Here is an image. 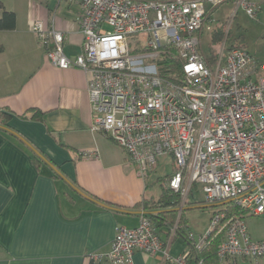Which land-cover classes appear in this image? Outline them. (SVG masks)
I'll return each instance as SVG.
<instances>
[{
    "label": "built area",
    "instance_id": "1",
    "mask_svg": "<svg viewBox=\"0 0 264 264\" xmlns=\"http://www.w3.org/2000/svg\"><path fill=\"white\" fill-rule=\"evenodd\" d=\"M62 1L81 8L78 56L67 58L63 34L43 21L33 20L30 31L51 66L87 75L91 130L119 146L142 178L164 157L175 167L171 191L185 197L198 186L209 204L230 202L246 217H264V64L223 47L210 63L200 44L228 0ZM238 6L248 16L257 10L245 0ZM166 58L178 64L170 78L161 75ZM226 214L215 211L204 235L188 233L191 246L200 251L220 236V262L263 259L264 239L252 241L245 218ZM136 252L188 264L189 252L169 256L145 214L136 228L115 229L108 253L86 259L133 264Z\"/></svg>",
    "mask_w": 264,
    "mask_h": 264
},
{
    "label": "crops",
    "instance_id": "2",
    "mask_svg": "<svg viewBox=\"0 0 264 264\" xmlns=\"http://www.w3.org/2000/svg\"><path fill=\"white\" fill-rule=\"evenodd\" d=\"M0 1L15 15V28L0 32V264H109L86 257L108 253L118 226H138L147 213L137 205L160 195L148 196L152 173L142 178L119 146L91 130L87 75L51 66L30 31L37 19L55 28L73 59L82 44L79 4ZM188 209L179 207L173 225L154 224L171 257L189 251L183 236L194 233L185 217L179 223ZM245 223L252 241L264 239V217ZM220 263L264 264V258ZM133 264H163V256L136 252Z\"/></svg>",
    "mask_w": 264,
    "mask_h": 264
},
{
    "label": "rangeland",
    "instance_id": "3",
    "mask_svg": "<svg viewBox=\"0 0 264 264\" xmlns=\"http://www.w3.org/2000/svg\"><path fill=\"white\" fill-rule=\"evenodd\" d=\"M245 1L248 3L249 1L260 3L259 6L251 3L257 7L253 16H248L242 7L235 5L237 0H228L216 9L213 16L215 25L210 28V31L203 30L204 32L200 36L201 50L206 58H208L207 53L209 51H212L215 56L216 52L222 47L228 50L231 48H241L239 46L242 45V48L250 53L258 63L264 64V3H261V0ZM218 27L224 30L225 36L220 43L213 44L211 36L214 29ZM171 168L170 159L160 158L157 169L148 179L150 183L147 192L149 197H158L160 188L155 183V179L169 174ZM193 188L188 198L189 203L192 202V204L186 206L189 209L184 212V217L188 223V230L193 232L195 237H199L207 232L209 215L216 207L205 202L204 195L198 186ZM185 199L186 196H182L181 205H183Z\"/></svg>",
    "mask_w": 264,
    "mask_h": 264
},
{
    "label": "trees",
    "instance_id": "4",
    "mask_svg": "<svg viewBox=\"0 0 264 264\" xmlns=\"http://www.w3.org/2000/svg\"><path fill=\"white\" fill-rule=\"evenodd\" d=\"M14 28H15V15L12 12H7L0 1V32L11 31ZM224 36H225L224 30L218 27L214 29V32L212 33L211 41L213 44L220 43L223 40ZM239 47L242 48L243 46L241 45ZM2 51L3 48L0 45V53ZM207 55H208L207 60L210 63H212L215 58L214 53L212 51L211 52L209 51ZM164 66H166L167 68L166 70H163L161 72V75L164 77L170 78L173 72H178V64L169 58L165 59ZM2 116L3 115L0 114V117ZM2 125L5 127L6 123L4 122L2 123ZM174 171H175V167L173 165L172 172L170 175L157 179V183L160 184V195L156 200L153 199L143 200L137 205L138 207H141L143 210L146 211L147 213L146 216L157 227H159L160 223L163 222H167L169 225H173L177 217L178 209L181 206L182 194L180 192L175 193L166 186V180L172 175V173H174ZM193 187L195 186H192L189 192L187 193L186 199L184 200L183 203V207L192 204V202L189 203L190 201L188 200V198L192 190L194 189ZM211 206L218 208V210L220 211H225L227 213L226 214L227 218H235V217L246 218L244 212L237 209L230 202L213 204ZM184 222H185L184 215H182L180 217L179 223L183 224ZM183 237L189 246V251H188L189 258L187 261L188 264H221L216 256L217 247L221 239L220 236L210 239L200 251L195 250L191 246V242L189 241L187 234Z\"/></svg>",
    "mask_w": 264,
    "mask_h": 264
}]
</instances>
